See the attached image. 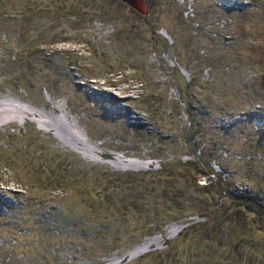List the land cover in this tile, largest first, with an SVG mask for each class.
<instances>
[{"label": "rangeland", "instance_id": "obj_1", "mask_svg": "<svg viewBox=\"0 0 264 264\" xmlns=\"http://www.w3.org/2000/svg\"><path fill=\"white\" fill-rule=\"evenodd\" d=\"M0 264H264V0H0Z\"/></svg>", "mask_w": 264, "mask_h": 264}, {"label": "trees", "instance_id": "obj_2", "mask_svg": "<svg viewBox=\"0 0 264 264\" xmlns=\"http://www.w3.org/2000/svg\"><path fill=\"white\" fill-rule=\"evenodd\" d=\"M208 167L211 170V167L209 165H208ZM162 168H163V165L161 166L160 169H162ZM149 172L155 173L156 171L155 170H150ZM129 173H132V174H134V173L145 174V173H148V172L146 170V171H138V172L129 171ZM116 194L114 195V197L112 195V200H115V201L118 200V202H116V205H118L119 209L122 208L123 206H125V208H126V206H130L132 204V196H133V193H127V194L124 193L123 194V193L120 192V194H119V192L117 191ZM98 195H99V202H98L99 205H104L106 207L107 204H106V201L105 200L109 197L108 192L102 191V194L100 193ZM180 216H181L180 213L173 214V215H171V218H168V220H163L161 225H164L168 221L176 220ZM157 230H159V229H157Z\"/></svg>", "mask_w": 264, "mask_h": 264}, {"label": "water", "instance_id": "obj_3", "mask_svg": "<svg viewBox=\"0 0 264 264\" xmlns=\"http://www.w3.org/2000/svg\"><path fill=\"white\" fill-rule=\"evenodd\" d=\"M123 1H126L128 4L134 6L139 10L144 9V0H123Z\"/></svg>", "mask_w": 264, "mask_h": 264}]
</instances>
